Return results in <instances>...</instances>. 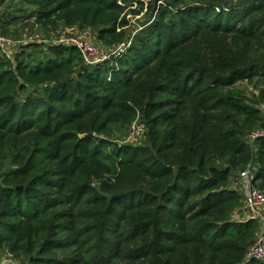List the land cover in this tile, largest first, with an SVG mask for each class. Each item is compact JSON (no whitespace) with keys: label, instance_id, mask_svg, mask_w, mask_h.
<instances>
[{"label":"trees","instance_id":"trees-1","mask_svg":"<svg viewBox=\"0 0 264 264\" xmlns=\"http://www.w3.org/2000/svg\"><path fill=\"white\" fill-rule=\"evenodd\" d=\"M24 1L41 26L90 28L109 51L92 64L73 45L0 52V252L264 264L248 256L262 227L240 188L248 172L264 199V0ZM134 121L143 143L114 138Z\"/></svg>","mask_w":264,"mask_h":264},{"label":"rangeland","instance_id":"rangeland-1","mask_svg":"<svg viewBox=\"0 0 264 264\" xmlns=\"http://www.w3.org/2000/svg\"><path fill=\"white\" fill-rule=\"evenodd\" d=\"M34 7L25 2L24 0H0V29L6 27L8 36L14 41L15 46L0 48V52L6 54L12 58L17 53L18 48L22 44L36 43V46L45 44H55L57 40L64 42L71 38L83 44L89 45L93 50L94 60L102 59L103 56L108 54L106 48L99 42L96 33L90 28H81L74 26L72 28L59 26H41L32 16ZM17 16L16 18H14ZM134 24V21L131 20ZM243 85L244 94L248 97L255 99L257 91L252 86ZM134 124L139 129V137L130 138L129 125H117L114 127V135L119 142L123 144L137 145L144 141V129L139 124V121H135ZM250 183L248 177L240 179V188L245 194L246 198L250 193ZM247 208V207H246ZM249 211V210H248ZM250 213V212H249ZM248 213L246 211V214ZM264 234V230L262 232ZM8 262H14L10 254L5 251L0 252V264H7Z\"/></svg>","mask_w":264,"mask_h":264},{"label":"built area","instance_id":"built-area-1","mask_svg":"<svg viewBox=\"0 0 264 264\" xmlns=\"http://www.w3.org/2000/svg\"><path fill=\"white\" fill-rule=\"evenodd\" d=\"M56 43L75 46L80 51L84 62H86L88 64L99 62L108 56V54H106L105 56H103L102 59L94 60V56H93L94 50L89 45L83 44V43L78 42L76 40H73L71 38L65 40L64 42H62L61 40H57ZM10 46H15V43L10 38V36H5V35L0 34V48L4 49V48L10 47ZM19 49H20V47L18 48V51H19ZM262 111L264 113V103L262 104ZM134 122L131 123V126L129 128L130 138L139 137V129L134 124ZM241 176L243 178L248 177V172L242 173ZM245 206L247 207V209L250 212L249 215L252 216L253 218H257L261 224V227H262V231L258 235L256 242L249 248L248 256L256 258V259H262V258H264V235L262 233L263 229H264V199L259 193L255 192L251 188V186H250V193L245 200ZM7 264H15V263L14 262H8Z\"/></svg>","mask_w":264,"mask_h":264}]
</instances>
